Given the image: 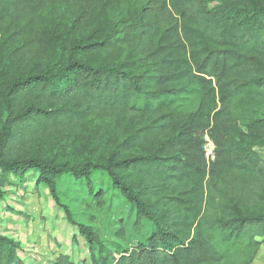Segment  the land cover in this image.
<instances>
[{
  "label": "trees",
  "instance_id": "16d2710c",
  "mask_svg": "<svg viewBox=\"0 0 264 264\" xmlns=\"http://www.w3.org/2000/svg\"><path fill=\"white\" fill-rule=\"evenodd\" d=\"M45 1L0 0V21H27ZM90 18L85 8L74 24ZM95 44L128 49L129 58L96 65L70 55L58 68L0 83V201L11 176L38 172L90 245L93 264H251L264 239V160L253 150L264 143V117L244 137L234 105L264 102V0H145ZM24 50L15 51V67ZM111 114L123 126L129 115L151 122L105 161L76 165L29 153L37 140ZM206 136L216 146L212 163ZM134 148L144 151L125 155ZM95 172L132 207L135 232L151 227L144 243L117 246V256L75 222L58 190L63 176L91 188ZM117 235L126 239L121 226ZM0 264H24L1 233ZM54 264L74 263L60 256Z\"/></svg>",
  "mask_w": 264,
  "mask_h": 264
},
{
  "label": "rangeland",
  "instance_id": "374dc122",
  "mask_svg": "<svg viewBox=\"0 0 264 264\" xmlns=\"http://www.w3.org/2000/svg\"><path fill=\"white\" fill-rule=\"evenodd\" d=\"M144 2L46 0L27 21H0V83L58 68L70 55L96 65L123 63L129 58L128 49H99L95 43L113 33ZM85 8L89 9L91 18L87 25L79 27L74 21ZM21 48L25 49V55L15 67L14 53ZM263 117L264 102L255 105L244 99L234 105V121L244 137H249L247 125ZM128 120L129 127L120 124L116 114L92 118L72 131L37 140L29 153L76 165L105 161L131 130L151 122L139 115H129ZM139 150L144 151L134 148L125 155H136ZM253 150L264 160V143ZM91 183L90 188L86 180L76 181L71 176H63L58 181L60 195L75 222L90 227L116 256L117 246L131 250L140 242L144 243L150 225L146 224L140 234L133 230L134 211L112 187L108 177L95 172ZM258 196L264 204V188ZM120 226L125 231L124 240L117 235ZM0 233L17 244V254L24 264H54L60 256L69 257L74 264H93L90 245L77 226L67 220L48 186L39 182L36 171L29 172L23 179L10 177L5 197L0 201ZM259 241L260 249L251 264H264V239Z\"/></svg>",
  "mask_w": 264,
  "mask_h": 264
},
{
  "label": "built area",
  "instance_id": "2783aa9c",
  "mask_svg": "<svg viewBox=\"0 0 264 264\" xmlns=\"http://www.w3.org/2000/svg\"><path fill=\"white\" fill-rule=\"evenodd\" d=\"M203 149H204L207 162L208 163L214 162L216 159V153H215L216 146L209 136H206L205 138V144H204Z\"/></svg>",
  "mask_w": 264,
  "mask_h": 264
}]
</instances>
